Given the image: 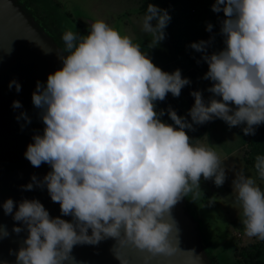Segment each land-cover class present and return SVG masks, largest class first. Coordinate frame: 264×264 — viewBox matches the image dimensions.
Here are the masks:
<instances>
[{
    "label": "clouds",
    "instance_id": "1",
    "mask_svg": "<svg viewBox=\"0 0 264 264\" xmlns=\"http://www.w3.org/2000/svg\"><path fill=\"white\" fill-rule=\"evenodd\" d=\"M211 10L223 13L224 47L208 54V41L190 44L207 63L203 78L211 81L212 94L205 101L199 90L190 93L191 122L169 107L173 123H165L160 119L165 111L156 110V101L169 93L178 98L191 83L179 69L163 71L140 44L104 20L92 21L85 34L63 33L62 66L44 84L37 81L31 96L44 128L24 156L33 167L50 166L42 181L31 180L43 184L61 215L71 220L51 217L36 199L22 200L14 212L13 200H5L4 213L27 230L16 264H70L75 245H96L105 238L146 251L144 264L156 254L178 251L171 209L185 197H202L201 178L217 187L226 179L224 160L214 147L194 143L185 129L220 119L255 135L264 124V0H214ZM170 19L167 10L147 4L143 31L152 37L149 48L165 39ZM212 27L208 23L206 31ZM13 86L21 90L15 80ZM12 107L22 105L13 101ZM254 167L264 181V155L255 157ZM22 187L32 190L33 183ZM232 189L244 234L264 241V189L242 171L235 173ZM6 235L0 228V238Z\"/></svg>",
    "mask_w": 264,
    "mask_h": 264
},
{
    "label": "water",
    "instance_id": "2",
    "mask_svg": "<svg viewBox=\"0 0 264 264\" xmlns=\"http://www.w3.org/2000/svg\"><path fill=\"white\" fill-rule=\"evenodd\" d=\"M88 26L91 21L87 20ZM63 52L39 29L16 0H0V228L7 235L0 238V264H16V251L23 246L27 236L24 225L5 214L3 202L11 198L16 205L24 199L39 200L51 217L71 220L62 216L59 204L51 200L43 184L37 186L31 180L35 176L42 181L49 172L48 164L33 167L24 152L32 137L43 133L41 109L32 103V93L36 82L44 84L49 73L62 66ZM17 81L21 90L9 88L10 81ZM19 101L22 107L13 108L12 102ZM24 113L30 122L21 115ZM33 183L32 190L22 186ZM171 219L175 222L173 243L178 251L172 255L156 254L149 264H210L201 247L200 228L193 218V212L185 209L181 199L171 209ZM20 227L19 233L13 227ZM127 264H144L146 251L136 249L131 244L121 245L114 238H105L96 245L78 244L71 252L70 264H120L116 258ZM69 264V262H65Z\"/></svg>",
    "mask_w": 264,
    "mask_h": 264
},
{
    "label": "rangeland",
    "instance_id": "3",
    "mask_svg": "<svg viewBox=\"0 0 264 264\" xmlns=\"http://www.w3.org/2000/svg\"><path fill=\"white\" fill-rule=\"evenodd\" d=\"M21 2L26 4H23L26 11L32 12L34 19L43 28L47 26L44 22L46 18L63 32L72 29L85 34L88 29L87 20L91 22L104 20L122 35L129 36L134 43L141 44L142 51L152 39L150 34L143 31L145 13H137L138 0H21ZM79 22L82 28L78 26ZM60 38L55 36L54 44H57L58 48L64 47ZM243 127L244 125L229 127L224 121L215 119L208 126L197 128V138L193 140L194 143L212 145L224 160L226 168V179L222 186L217 187L211 179L201 178L202 197L195 201L189 197L188 201L200 233L207 237L218 264H229L235 258L234 251L236 254L240 247L259 242L256 238H249L244 234L243 225L240 223L241 210L236 202L232 181L235 173L242 171L246 176L256 179L257 184L264 189V181L259 179L254 167L255 157L264 155V124L257 126L255 135L250 136L254 140L252 145L246 144L248 135L242 132ZM194 131L195 129H192V132ZM197 209L198 215L195 213ZM257 264H264V251L257 257Z\"/></svg>",
    "mask_w": 264,
    "mask_h": 264
},
{
    "label": "trees",
    "instance_id": "4",
    "mask_svg": "<svg viewBox=\"0 0 264 264\" xmlns=\"http://www.w3.org/2000/svg\"><path fill=\"white\" fill-rule=\"evenodd\" d=\"M21 1V0H20ZM139 5L137 11L146 12L147 4L152 3L157 5L161 9L168 11L171 19L165 28V34L169 45L173 50L181 57V59L188 61L191 64H195L200 60L202 53L198 52L197 57L195 55L189 54L191 51L193 53L197 52L190 47L193 42H198L201 40H206L209 36V31H206V25L208 23L212 24L211 33L217 31L221 20L223 19V13H214L211 10V5L214 0H138ZM26 5V4H24ZM22 6V5H21ZM22 9L26 10L24 6ZM28 12V11H27ZM31 18L34 20L35 25L39 27L45 35L55 43V36L61 37L63 31L54 26V23L50 19L44 20L47 26H40L37 21L32 16V12H29ZM41 17V16H40ZM79 27H83L80 22ZM192 40V42L190 41ZM57 45V44H56ZM64 46V44L62 43ZM65 47V46H64ZM64 47H59L64 50ZM193 49V50H192ZM252 135H248V140L246 142L253 144L254 140ZM190 197V196H189ZM189 197H185V209L190 211L191 204ZM192 203V202H191ZM199 209L195 210L198 215ZM194 213V214H195ZM194 218V217H193ZM201 247L204 250L206 258L209 260L210 264H218L214 259V254L212 252L213 248L208 244L207 237L200 233ZM264 251V241H259L253 244H247L240 247L238 251H234V257L229 264H257V257ZM233 257V255H232Z\"/></svg>",
    "mask_w": 264,
    "mask_h": 264
},
{
    "label": "crops",
    "instance_id": "5",
    "mask_svg": "<svg viewBox=\"0 0 264 264\" xmlns=\"http://www.w3.org/2000/svg\"><path fill=\"white\" fill-rule=\"evenodd\" d=\"M141 13L142 12H139V14ZM220 26L221 25H219L216 32H210L208 38L204 40L208 41V46L206 48V52L208 54L217 52L224 47L223 37L220 33ZM190 41L192 42V40ZM142 47L143 46H141V48ZM143 52H145L152 62L163 71L171 73L174 70L179 69L182 76L188 78L191 81L189 85H186L181 90V94L178 98L173 97L169 93L164 101H156L157 107L160 106L164 111H167V109L171 107L173 110H175V112L178 111L176 113L179 114L189 110L192 107L194 103V98L192 95H190L192 91L199 90L202 93L205 101L212 97V94L207 91V89L211 86V81L203 78L204 74L207 72V63L202 59V56L195 64H191L188 61L181 59V57H179L173 48L170 47L166 34L165 39L155 47L149 48L148 45H145ZM197 53L198 51L195 53L191 51L189 54L195 55L197 57ZM187 113L188 112L185 114ZM210 122H207L205 126H208ZM188 130L191 129H185L188 136H190L192 131Z\"/></svg>",
    "mask_w": 264,
    "mask_h": 264
},
{
    "label": "flooded vegetation",
    "instance_id": "6",
    "mask_svg": "<svg viewBox=\"0 0 264 264\" xmlns=\"http://www.w3.org/2000/svg\"><path fill=\"white\" fill-rule=\"evenodd\" d=\"M16 2L17 3H19L20 5H22L23 6V4H24V2H21L20 0H16ZM21 6V7H22ZM25 8V7H24ZM26 9V8H25ZM24 10V9H23ZM29 16H30V13H29V11L27 12L26 10H24ZM137 11V10H136ZM138 12V11H137ZM142 13H145V12H142ZM30 18H31V16H30ZM32 19V18H31ZM33 20V19H32ZM33 22H34V20H33ZM35 23V22H34ZM39 28V27H38ZM40 29V28H39ZM62 52H64L61 48H59ZM160 106H156V110H157V112H159L160 110H162L161 109V107L159 108ZM176 112H178V111H176ZM186 112H188V110L187 111H184L183 113H179V114H177V115H179V116H183V117H185L186 119H188L189 120V122H191V119H190V117H188V116H186L187 114H185ZM185 114V115H184ZM160 119L163 121V122H165V123H168V124H172L173 122L171 121V119L168 117V115H167V111H165V114L162 116V117H160ZM207 123H204V124H202V125H196V124H193V127H192V129H195V131L194 132H191V135L189 136L192 140H194L195 138H197L196 137V131H197V128H199V127H201V126H204V125H206ZM192 129L191 130H188V131H192Z\"/></svg>",
    "mask_w": 264,
    "mask_h": 264
}]
</instances>
